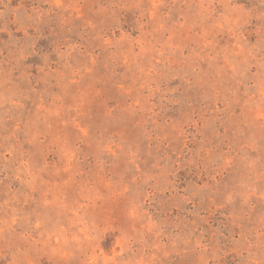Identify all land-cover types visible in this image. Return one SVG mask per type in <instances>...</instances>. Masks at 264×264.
Returning <instances> with one entry per match:
<instances>
[{"label":"rangeland","instance_id":"obj_1","mask_svg":"<svg viewBox=\"0 0 264 264\" xmlns=\"http://www.w3.org/2000/svg\"><path fill=\"white\" fill-rule=\"evenodd\" d=\"M0 264H264V0H0Z\"/></svg>","mask_w":264,"mask_h":264}]
</instances>
